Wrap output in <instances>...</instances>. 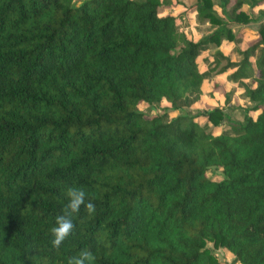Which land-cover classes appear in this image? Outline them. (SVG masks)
Masks as SVG:
<instances>
[{
    "label": "trees",
    "instance_id": "16d2710c",
    "mask_svg": "<svg viewBox=\"0 0 264 264\" xmlns=\"http://www.w3.org/2000/svg\"><path fill=\"white\" fill-rule=\"evenodd\" d=\"M180 3L0 0V264H68L85 249L92 264H219L207 242L231 264H264V22L239 61L212 54L210 71L251 80L255 104L231 134L216 132L221 107L167 122L137 109L198 99L202 47L234 40L229 25L264 16V0H195L214 27L198 40L161 14ZM69 188L95 211L82 206L55 249Z\"/></svg>",
    "mask_w": 264,
    "mask_h": 264
},
{
    "label": "rangeland",
    "instance_id": "374dc122",
    "mask_svg": "<svg viewBox=\"0 0 264 264\" xmlns=\"http://www.w3.org/2000/svg\"><path fill=\"white\" fill-rule=\"evenodd\" d=\"M81 0H75L76 3H79ZM182 2H186V7L191 5L193 0H181ZM264 9V5L261 7ZM177 10L174 9H168V8H163L162 15H165L164 12H176V17L178 18V28L182 27V29L186 30L187 34H190L192 37L195 33L198 32L201 33L200 37H204L207 34L210 33L212 28H214L212 25H202L199 23V18L196 15L195 19H192V23L190 22V19H187L186 14L187 13L186 9L183 10V8H176ZM258 11V10H257ZM255 10V12H257ZM180 12H185L181 14ZM251 12V11H250ZM218 13V12H217ZM185 14V16H184ZM219 14V13H218ZM221 15V14H220ZM264 16L259 17L258 19H262ZM259 21V20H258ZM264 21V19H263ZM186 22V23H184ZM190 23V24H189ZM253 24L248 23L247 28L249 29H255L258 26V22H252ZM232 28V26H231ZM234 30L238 29L237 25H234L233 28ZM237 34V31H234ZM254 40L253 36L251 33H246L243 34L242 36L235 37L234 40L231 41L229 44V50L231 49V58L233 59H238L241 58V50L245 48L248 44H250ZM213 44H210V47H212ZM218 46H213L212 48L215 49ZM202 53V52H201ZM209 55L213 54L207 51ZM206 53V54H207ZM260 53V48H258L254 55L253 59L258 57ZM203 57L202 55L198 56V65L200 69L204 73L208 72H214L209 70V56ZM203 60H206L208 63V67H204V62ZM209 75V74H208ZM205 78V76H204ZM251 81V80H249ZM251 82H249L250 84ZM225 87L219 84H214L213 86V91L214 94L209 95L207 94L204 99H201V102L197 101L194 95H190L187 101H180L178 104V109L173 110L170 107H167L165 105H146V104H140L138 105L137 109L141 110L144 112L146 115H154L156 113H164L165 112V117H164V122H167L171 117L176 116L177 114H188V115H195L197 114L201 109L204 108H213V107H221L223 108L226 118L222 120L220 125L216 128V132H223V133H229L231 134V129L230 126L234 124H238L242 122L243 116L249 108L254 106V102L250 101L246 95L245 91L243 88V83L239 82L237 85V89H230V91L225 92ZM253 116L257 114V112H251ZM207 176L211 178L212 180H220L223 176L222 171L220 168L212 166L207 170ZM207 247L216 255L217 260L219 264H231L233 260V254L228 251L224 247H214L211 242H207Z\"/></svg>",
    "mask_w": 264,
    "mask_h": 264
},
{
    "label": "crops",
    "instance_id": "0c3cea01",
    "mask_svg": "<svg viewBox=\"0 0 264 264\" xmlns=\"http://www.w3.org/2000/svg\"><path fill=\"white\" fill-rule=\"evenodd\" d=\"M180 2H181L180 4L170 5V6L166 7V8H168L169 10L171 8L172 9L175 8V10H177L176 8H181V7L183 8V10L186 9L187 13L190 12L189 14H186L185 12H180V13L181 14L185 13L187 19H190V22L192 23L193 22L192 19H195L196 18V15H197L196 11H194L193 8H191V5L195 2V0H193V2L191 3V5L188 6L187 8H185L186 7V5H185L186 2L185 1L182 2L180 0ZM215 9H216V11L219 14H221V10H220V8L218 6H215ZM242 9L243 10H246V11H252L251 13L254 16H257L258 15V11L260 10V7H255L253 9H250L247 5H243L242 6ZM255 10L256 11L258 10V11L255 12ZM175 13L176 12H164V14H172V15H175L176 16ZM185 14H184V16H185ZM263 19L264 18L251 21V24H253L252 22H258V26L255 29H249V28H247L248 23L247 24L232 23V24L229 25V27L231 28V26H232V28H233L234 25H237V28L238 29L234 30V29L231 28L232 32L234 33V35H236V37L242 36L243 34H246V33H248V34L251 33V35L255 39L257 37L256 32H257V29H258L259 25L264 22ZM184 23H186V22H184ZM199 23L202 24V25H210L207 21H200L199 20ZM179 30L183 31L187 35V37H189V38H191L193 40H198V39L201 38L200 37L201 33L198 32V30H197V33H195L192 37L190 36V34H187L186 30L182 29V27H180ZM212 30H213V28H212ZM234 31H237V34ZM230 43H231V40H226V39L225 40H222L221 43H220V45L217 48H215V49L212 48L213 46H215L213 43H211V44H213L212 47H210V44L205 45V46L202 47V49H201V52L202 53H200V55H202L203 57H205V56H207V54L209 55V53H207V51L210 52V53H214V51L216 49H220L225 54H228L231 60H233V61H239L241 58H238V59L231 58V52L232 51H231V49L230 50L228 49L229 46H230L229 45ZM243 49H245V48H243ZM208 57H209V62L208 63H209L210 66L208 65V63L206 62V60H203V62H204V67L207 68L209 66V70H210V68H211V61H212V55L210 54ZM232 70L233 69H230V70H227V71H225L223 73H216V72H208L207 74L205 73V78H204L203 83H202V94L197 99V101L201 102V99H204V97H206L207 94H209V95L214 94V92H212L213 91L212 89H213L214 84H219V85L224 86L225 87L224 88L225 89V92H227V91H230V89H237V85L239 84V82L246 83V84H249V82H251V81H249L250 79H244L242 81H237V82L229 81L228 80V74L231 73ZM249 85H251V83Z\"/></svg>",
    "mask_w": 264,
    "mask_h": 264
},
{
    "label": "clouds",
    "instance_id": "9594fccd",
    "mask_svg": "<svg viewBox=\"0 0 264 264\" xmlns=\"http://www.w3.org/2000/svg\"><path fill=\"white\" fill-rule=\"evenodd\" d=\"M67 196L68 202L62 210V214L56 217L55 226L51 228V245L55 249H59L61 244L72 234L75 228L73 216L80 212L82 206L88 214L95 211V205L90 200L86 201V193L83 190L69 188ZM94 259L91 251L85 249L71 257L68 264H92Z\"/></svg>",
    "mask_w": 264,
    "mask_h": 264
}]
</instances>
